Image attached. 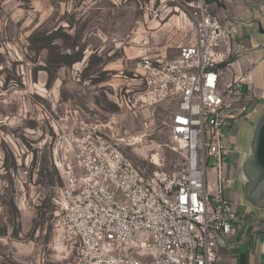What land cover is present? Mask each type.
I'll return each mask as SVG.
<instances>
[{
  "label": "rangeland",
  "instance_id": "rangeland-1",
  "mask_svg": "<svg viewBox=\"0 0 264 264\" xmlns=\"http://www.w3.org/2000/svg\"><path fill=\"white\" fill-rule=\"evenodd\" d=\"M234 4L258 15L234 17L227 7L230 0L216 6L233 33L219 50L226 55L222 66L255 80L249 97L257 109L233 128L227 125L224 134L232 149L223 157L224 177L230 188L241 189L240 170L233 171L236 156L244 163L264 111V59L251 70L241 59L264 52L259 49L264 35L251 23L259 18L264 24V0ZM166 5L176 4L0 0V256L10 254L21 261L42 256L47 264H62L69 254L55 222L62 164L70 152L65 134L75 126L77 112L87 122L102 125L109 139L143 170L174 173L184 168L182 150H176L171 139L175 102H162L146 114H135L122 103L142 88L136 68L143 55L161 52L174 57L193 40L189 18L181 11L170 12ZM170 18L183 24L169 28ZM247 43H257L258 48L248 49ZM216 164L214 158L209 160L210 185L216 182Z\"/></svg>",
  "mask_w": 264,
  "mask_h": 264
},
{
  "label": "built area",
  "instance_id": "built-area-1",
  "mask_svg": "<svg viewBox=\"0 0 264 264\" xmlns=\"http://www.w3.org/2000/svg\"><path fill=\"white\" fill-rule=\"evenodd\" d=\"M193 26V40L176 56L143 55L136 76L142 88L122 98L135 114L174 101L171 139L182 150L179 172L146 171L102 130L77 112L65 134L69 158L55 225L67 240L62 264H215L219 240L233 230L238 214L224 189L225 129L257 108L247 75L222 64L220 48L232 29L216 12L226 0H161ZM232 63L230 64V66ZM244 86L246 89L244 90ZM148 126V121L145 120ZM228 126V127H229ZM214 158L216 182L208 184ZM0 264H47L42 256L21 261L10 254Z\"/></svg>",
  "mask_w": 264,
  "mask_h": 264
},
{
  "label": "crops",
  "instance_id": "crops-1",
  "mask_svg": "<svg viewBox=\"0 0 264 264\" xmlns=\"http://www.w3.org/2000/svg\"><path fill=\"white\" fill-rule=\"evenodd\" d=\"M230 1L232 2V5L227 7L234 17L245 13L250 17L258 16L257 14L249 13L246 9L242 8V5H235L234 0ZM240 7L242 8L241 10H239ZM230 15L231 14H229V16ZM182 20L184 21L183 17ZM183 21H180L179 24L178 20L170 18V21L166 22V25H168L169 28L174 25L181 26ZM246 46L248 49L258 48L255 47L257 46V43L253 46L247 43ZM260 48L262 49V47H259V49ZM263 59L264 52L262 51V53L256 57L252 54H247L246 58L244 57L241 60L243 61V64L251 70L252 68H255L257 64H260ZM247 78L249 82L254 83L255 80H253V77H251L250 74H247ZM241 120L244 121L245 119L243 118ZM229 127L233 128L234 126ZM239 158L240 156H236V161L234 163L235 169H233V171L236 173L240 170L239 174L242 181L241 189H238L237 187L232 189L230 188L229 183H227L224 189L225 195L234 203L238 219L233 225L232 232L227 236L221 237L219 240L218 257L215 264H264V203L262 204L259 201L250 198L244 191V178L242 172L243 159ZM235 178L230 179V181L233 182Z\"/></svg>",
  "mask_w": 264,
  "mask_h": 264
},
{
  "label": "water",
  "instance_id": "water-1",
  "mask_svg": "<svg viewBox=\"0 0 264 264\" xmlns=\"http://www.w3.org/2000/svg\"><path fill=\"white\" fill-rule=\"evenodd\" d=\"M251 23L257 26L259 33L264 35V24L259 18ZM264 49V45L262 46ZM246 89V86L243 88ZM244 178L243 189L246 194L260 203H264V111L259 116L250 141V151L242 165Z\"/></svg>",
  "mask_w": 264,
  "mask_h": 264
},
{
  "label": "bare ground",
  "instance_id": "bare-ground-1",
  "mask_svg": "<svg viewBox=\"0 0 264 264\" xmlns=\"http://www.w3.org/2000/svg\"><path fill=\"white\" fill-rule=\"evenodd\" d=\"M157 158V157H156Z\"/></svg>",
  "mask_w": 264,
  "mask_h": 264
}]
</instances>
